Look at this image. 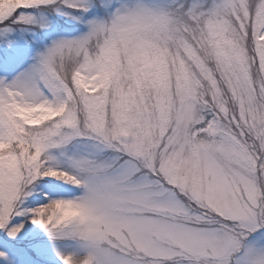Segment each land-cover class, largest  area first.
<instances>
[{"label": "snow or ice", "instance_id": "snow-or-ice-1", "mask_svg": "<svg viewBox=\"0 0 264 264\" xmlns=\"http://www.w3.org/2000/svg\"><path fill=\"white\" fill-rule=\"evenodd\" d=\"M0 264H264V0H0Z\"/></svg>", "mask_w": 264, "mask_h": 264}]
</instances>
